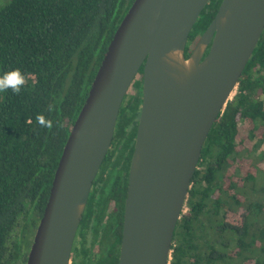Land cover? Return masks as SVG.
I'll return each instance as SVG.
<instances>
[{"label":"trees","instance_id":"trees-1","mask_svg":"<svg viewBox=\"0 0 264 264\" xmlns=\"http://www.w3.org/2000/svg\"><path fill=\"white\" fill-rule=\"evenodd\" d=\"M134 1L0 0V74L20 69L26 80L18 94L0 92V264H26L65 144ZM221 2L202 11L186 57ZM143 69L121 106L78 229L84 238L92 232L88 250L101 248L96 264H116L120 255ZM39 115L53 126L41 127ZM262 143L264 32L204 144L170 264H264Z\"/></svg>","mask_w":264,"mask_h":264},{"label":"water","instance_id":"water-1","mask_svg":"<svg viewBox=\"0 0 264 264\" xmlns=\"http://www.w3.org/2000/svg\"><path fill=\"white\" fill-rule=\"evenodd\" d=\"M210 1H134L65 144L26 264H70L121 106L141 68L143 101L118 264H170L204 144L264 32V0H222L186 57Z\"/></svg>","mask_w":264,"mask_h":264},{"label":"flooded vegetation","instance_id":"flooded-vegetation-1","mask_svg":"<svg viewBox=\"0 0 264 264\" xmlns=\"http://www.w3.org/2000/svg\"><path fill=\"white\" fill-rule=\"evenodd\" d=\"M199 38H198V40H199ZM132 86H131V88H132ZM128 94H129V92H128ZM91 233L89 234V237L86 236L87 238H84L83 235L81 233H79V231L77 232L76 239H75L74 246H73L72 253H71L70 264H96L95 261L96 262L99 261L101 248L100 247L94 248V247L90 246V249L88 250V247H87V246L91 245V243H92V234ZM99 241H100V238L98 239V242ZM118 260H119V258H118ZM118 260H117L116 264H118Z\"/></svg>","mask_w":264,"mask_h":264},{"label":"clouds","instance_id":"clouds-1","mask_svg":"<svg viewBox=\"0 0 264 264\" xmlns=\"http://www.w3.org/2000/svg\"><path fill=\"white\" fill-rule=\"evenodd\" d=\"M25 83V75L20 69H13L0 74V92H5L10 89L13 93L18 94ZM37 122L41 127L51 128L53 126V122L46 119L43 115L37 117Z\"/></svg>","mask_w":264,"mask_h":264},{"label":"rangeland","instance_id":"rangeland-1","mask_svg":"<svg viewBox=\"0 0 264 264\" xmlns=\"http://www.w3.org/2000/svg\"><path fill=\"white\" fill-rule=\"evenodd\" d=\"M203 27V26H202ZM204 30H205V28H203V32H204ZM237 90V89H236ZM135 92V88H134V86H132V88H130V90H129V95L130 94H133ZM236 94V91L234 92V94H233V96ZM233 96H232V98H233ZM261 151H264V143H262L261 144V147H260V149H259V151L257 152V154L259 153V152H261ZM257 154H254L253 156H252V158H254L255 160H256V156H257ZM257 161V160H256ZM260 166L261 167H264V161H262L261 163H260Z\"/></svg>","mask_w":264,"mask_h":264},{"label":"built area","instance_id":"built-area-1","mask_svg":"<svg viewBox=\"0 0 264 264\" xmlns=\"http://www.w3.org/2000/svg\"><path fill=\"white\" fill-rule=\"evenodd\" d=\"M185 208H186V206H185ZM185 208H184V209H185Z\"/></svg>","mask_w":264,"mask_h":264}]
</instances>
